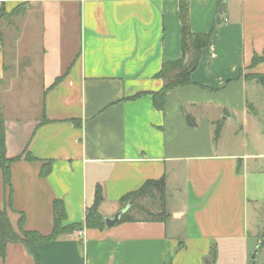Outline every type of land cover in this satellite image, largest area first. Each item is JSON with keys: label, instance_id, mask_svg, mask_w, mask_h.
Returning <instances> with one entry per match:
<instances>
[{"label": "crops", "instance_id": "1", "mask_svg": "<svg viewBox=\"0 0 264 264\" xmlns=\"http://www.w3.org/2000/svg\"><path fill=\"white\" fill-rule=\"evenodd\" d=\"M181 1L192 32L213 36L194 85L158 108V74L183 55ZM0 13L6 154L35 158L10 166L11 205L0 170L13 227L23 214L25 230L50 235L56 201L63 226L84 225L98 186L113 218L163 177L170 214L10 243L0 264H208L213 246L216 264H264V0H0Z\"/></svg>", "mask_w": 264, "mask_h": 264}, {"label": "trees", "instance_id": "2", "mask_svg": "<svg viewBox=\"0 0 264 264\" xmlns=\"http://www.w3.org/2000/svg\"><path fill=\"white\" fill-rule=\"evenodd\" d=\"M180 19L182 23V58L177 62L166 63L163 65L158 78L164 81L163 89L160 93L154 96L156 107L163 108L164 98L167 92L186 86L194 85L192 81V74L198 68L201 61L202 51L210 44L213 33L196 34L193 33L189 25V4L186 1L180 3ZM2 37L0 34V44ZM257 60L260 59H255ZM261 60H264V56ZM188 126L196 128L197 123L191 116L187 118ZM221 133L220 126H217L215 131V140L217 141ZM22 159L34 161L35 158L26 153L20 157L10 159L6 154V125L5 117L0 113V170L2 171L3 181L8 195L6 197L7 203L11 205L12 202V184L10 166L12 163ZM52 171L51 163H45L42 167L41 175L48 176ZM167 186L166 178L159 180H149L145 182L138 190L125 195L120 204L132 201L131 204L125 206L128 208L127 212L121 217L119 224L135 223V222H162L165 223L170 214L167 211ZM150 200L147 205L134 204L136 201ZM104 202L103 190L98 186L95 194L94 205L87 210L86 220L84 225L77 224L72 226H63L66 219L65 207L62 201L54 203V229L53 232L45 236L36 231H27L24 229L25 216L19 224V228L13 227L7 208L0 211V257L4 258L6 255L7 245L10 243H22L27 249H31L34 244H47L49 242L59 239L63 235L71 234L76 231H81L84 228L88 229H104L106 228L105 220L100 214V206ZM148 205H150L148 207ZM155 208V210H152ZM122 209V210H123ZM37 264H40L38 257ZM217 250L213 246L210 252L208 264H216Z\"/></svg>", "mask_w": 264, "mask_h": 264}, {"label": "water", "instance_id": "3", "mask_svg": "<svg viewBox=\"0 0 264 264\" xmlns=\"http://www.w3.org/2000/svg\"><path fill=\"white\" fill-rule=\"evenodd\" d=\"M223 9H224V4L221 5V7H220V9L218 11V14H219V17L217 19V22L218 23L221 22L220 16L223 14ZM127 210H128V208L123 209V210L119 211L113 218H107V219H105V225H106V227H114V226L118 225L119 222H120V220H121V217L127 212ZM259 251H260V246L256 249V251L252 255V257H251V260L252 261H255L256 260L258 254H259Z\"/></svg>", "mask_w": 264, "mask_h": 264}, {"label": "rangeland", "instance_id": "4", "mask_svg": "<svg viewBox=\"0 0 264 264\" xmlns=\"http://www.w3.org/2000/svg\"><path fill=\"white\" fill-rule=\"evenodd\" d=\"M0 15H1V13H0ZM151 201L150 200H145V201H136V203L134 202V204H141V205H147V204H149ZM132 203V201H128L127 203H124V204H120L118 207H119V211H121L123 208H125V206L127 205V204H131ZM150 205H148V207H149ZM110 209V207L109 206H104V208L102 209V213L103 214H107V211ZM152 210H155V208H152ZM117 214V213H116ZM103 218V220H104V217H102ZM64 236V235H63ZM62 237V236H61ZM260 259H261V257H260Z\"/></svg>", "mask_w": 264, "mask_h": 264}]
</instances>
